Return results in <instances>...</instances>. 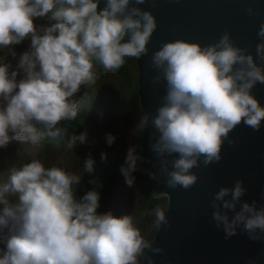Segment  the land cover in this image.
<instances>
[{
    "label": "clouds",
    "instance_id": "9594fccd",
    "mask_svg": "<svg viewBox=\"0 0 264 264\" xmlns=\"http://www.w3.org/2000/svg\"><path fill=\"white\" fill-rule=\"evenodd\" d=\"M144 3L0 0V49L7 50L0 56V148L13 140L39 145L45 137L62 136L66 129L58 125L76 118L73 97L82 85L95 82L97 64L115 70L126 58L149 51L157 18L141 7ZM247 13L256 9L249 6ZM258 36L264 37V22ZM25 39L28 48L17 54L14 45ZM262 49L264 44L257 45L258 56ZM151 64L157 70L153 82L165 81V93L155 113L140 115L133 131L154 129L149 147L167 186L188 189L199 178L192 169L220 161L225 140L235 142L229 133L237 125L254 131L264 126V104L252 91L264 83V66L229 31L206 45L183 38L163 42ZM104 139L111 146L116 136L108 132ZM88 143L87 131H74L66 148ZM100 158L106 160L107 153ZM143 161L137 146H130L119 169L129 187L135 186L137 171L156 178ZM95 167L89 154L83 172L92 174ZM81 180V174L45 166L40 159L11 169L7 182L0 183V264H154L150 253L162 248L145 238L136 217L98 211V178L89 181L95 187L77 196ZM246 192L237 179L212 194L211 220L225 239L239 231L252 241L264 240V193L262 201L250 202L242 199ZM167 212L155 206L146 213L153 228L169 224Z\"/></svg>",
    "mask_w": 264,
    "mask_h": 264
},
{
    "label": "water",
    "instance_id": "95a60500",
    "mask_svg": "<svg viewBox=\"0 0 264 264\" xmlns=\"http://www.w3.org/2000/svg\"><path fill=\"white\" fill-rule=\"evenodd\" d=\"M103 5H101L102 7ZM252 6L256 14L248 15ZM157 18V28L148 43L149 51L137 59L141 114L156 111L165 93V81L153 82L156 69L151 56L163 42L174 39L214 43L225 32L234 42L247 47L257 63L264 66L257 45H261L258 29L264 22V0H145L141 5ZM261 61V62H260ZM253 93L264 104V83H258ZM154 129L142 132V167L155 172L151 179L155 196H167L169 224L156 230L154 243L160 253H150L154 264H257L264 253V240L252 241L246 233L237 232L229 239L211 220L212 194L221 186H231L237 179L244 181L247 192L242 199L262 201L264 193V126L254 131L237 125L225 140L222 159L193 168L197 182L188 189L169 188L161 174V165L149 147Z\"/></svg>",
    "mask_w": 264,
    "mask_h": 264
},
{
    "label": "rangeland",
    "instance_id": "374dc122",
    "mask_svg": "<svg viewBox=\"0 0 264 264\" xmlns=\"http://www.w3.org/2000/svg\"><path fill=\"white\" fill-rule=\"evenodd\" d=\"M45 22L46 21L44 20L37 21V23ZM29 44L30 41L28 39H25L22 43L14 45L17 54L27 49ZM262 44L263 43L261 39V45ZM260 55L262 61L263 49L261 50ZM0 56H5V53L0 52ZM8 59L11 60L12 63L15 65L16 58L9 55ZM95 71V82L86 86L82 85L80 88L82 94H79L81 96H84V104H88L91 106L90 111L93 116L97 115L100 124L99 128L80 131H87L88 138L91 143L78 144L73 151L68 150L66 148L67 139L69 137L68 136L63 139L65 141L56 143V146L50 149V151L46 152V150H42V142L39 145H32L29 143H20L18 141L13 140L6 147L0 148V183L7 182L8 175L12 168H19L22 164L30 162L32 159H40L45 164V166H64L70 169L71 171L77 172L82 175L83 163L80 164L77 160V162L75 161V156H79L80 154L79 151L81 153H85L86 156L84 157V160L89 156V154L93 152H105L109 148L118 149L121 153H123L122 155L126 157L128 148L132 145L137 146L138 133L135 134L133 131L137 122H135L133 125H130L126 119L119 118L120 116H123L125 114H130L126 110L129 109L130 111V107H127V104L125 102H118L120 106L125 105L126 109H121V111L110 116L109 108H104L103 106V104H111L110 101H112L113 96L110 94V82L108 80L104 81L102 76H109L110 74H112V70H105L104 68H102V71H99L98 67L95 66ZM128 71L131 72L132 69L128 68ZM87 90L92 91L94 96H92L91 93ZM76 102L78 106L79 104H82L80 103V101ZM111 105L115 107L114 103H112ZM95 107L98 108L94 111ZM140 115L142 114L140 113ZM117 126H119L121 131L117 130ZM108 132L113 133L117 137L116 141L113 143V145L115 146H108L106 144L104 137L105 134ZM144 173L145 172L141 171L133 173L136 176V182L134 187H129L124 182V177L122 176L117 181L116 186L114 187L111 193L105 211L111 210L114 215H122L126 212L133 214L136 217L138 225L141 228L145 238L152 240L154 236H152L151 238L149 237L152 228L151 220L146 227L140 226L139 223V206L142 196L141 189L146 191L150 188V185H144ZM11 199L14 201L15 197H11Z\"/></svg>",
    "mask_w": 264,
    "mask_h": 264
},
{
    "label": "trees",
    "instance_id": "16d2710c",
    "mask_svg": "<svg viewBox=\"0 0 264 264\" xmlns=\"http://www.w3.org/2000/svg\"><path fill=\"white\" fill-rule=\"evenodd\" d=\"M262 43L264 44V37H261ZM262 63L264 64V49H263V57ZM99 71H102V66L96 65ZM128 68L132 69L131 72L128 71ZM137 60L136 58H126L124 64L119 68L112 70V74L102 76L104 81L110 82L111 95L113 96L112 101L110 103H114L115 107L111 104L104 105V108H109L110 116L121 111V109H126L125 105L120 106L118 102H125L129 109H126L128 113L123 116H120V119H126L130 125H133L137 122L141 113V104H140V94H139V74H138ZM93 95L92 91L87 90ZM82 94L81 90L78 91L75 98L78 99V95ZM94 96V95H93ZM80 103L78 106V114L75 119L60 122V125L66 129V132L62 136L56 137H45L41 142L43 143L42 150H46V152L50 151L56 143L63 142L64 138L70 136L74 131L77 133L81 130H91L99 128V120L96 116H93L91 113V106L85 103L84 96L81 97ZM90 106V107H89ZM98 107H95L94 111ZM117 130L121 131L119 126H117ZM117 138V137H116ZM61 139V140H60ZM142 133H138L137 137V149L138 152L142 155ZM115 146V145H113ZM107 159L101 160L100 154L101 152H93L91 155L96 160V167L92 174L82 173V180L80 185L77 186L76 195L82 196L87 190L95 187V185L91 184L89 181L93 177H97L99 180V191L101 193L100 197V208L98 211L105 212L106 207L108 205L109 198L111 193L116 186L117 181L122 177L119 169L120 166L125 161V156H123L118 149L109 148L107 151ZM79 156H75V161L77 160L80 164L83 163L85 153H81L79 151ZM76 161V162H77ZM144 185H150L148 190L142 191L141 202L139 206V223L140 226L146 227L150 222L151 217L146 213L150 212L155 206H160L164 209H167L168 199L167 196H155L154 189L151 178L146 174H143ZM156 229L151 228L150 238L155 235ZM257 264H264V253L258 258Z\"/></svg>",
    "mask_w": 264,
    "mask_h": 264
},
{
    "label": "bare ground",
    "instance_id": "6f19581e",
    "mask_svg": "<svg viewBox=\"0 0 264 264\" xmlns=\"http://www.w3.org/2000/svg\"><path fill=\"white\" fill-rule=\"evenodd\" d=\"M261 62V61H260ZM264 65V64H263ZM138 67V66H137ZM88 93V92H87ZM93 96V95H92ZM61 140V139H60Z\"/></svg>",
    "mask_w": 264,
    "mask_h": 264
}]
</instances>
